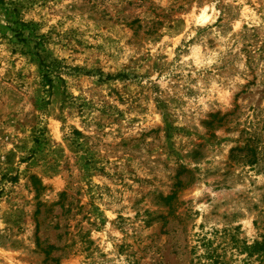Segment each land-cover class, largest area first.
I'll use <instances>...</instances> for the list:
<instances>
[{
	"label": "rangeland",
	"instance_id": "1",
	"mask_svg": "<svg viewBox=\"0 0 264 264\" xmlns=\"http://www.w3.org/2000/svg\"><path fill=\"white\" fill-rule=\"evenodd\" d=\"M208 251L264 264V0H0V264Z\"/></svg>",
	"mask_w": 264,
	"mask_h": 264
},
{
	"label": "trees",
	"instance_id": "2",
	"mask_svg": "<svg viewBox=\"0 0 264 264\" xmlns=\"http://www.w3.org/2000/svg\"><path fill=\"white\" fill-rule=\"evenodd\" d=\"M205 258L209 260L207 264H225L220 261V258L218 255H215L212 251H208L207 255H205ZM204 264V263H200Z\"/></svg>",
	"mask_w": 264,
	"mask_h": 264
},
{
	"label": "bare ground",
	"instance_id": "3",
	"mask_svg": "<svg viewBox=\"0 0 264 264\" xmlns=\"http://www.w3.org/2000/svg\"><path fill=\"white\" fill-rule=\"evenodd\" d=\"M200 18H201V20H202V21H205V20H207V19H208V16H207V15H204V14H202V15H200Z\"/></svg>",
	"mask_w": 264,
	"mask_h": 264
}]
</instances>
